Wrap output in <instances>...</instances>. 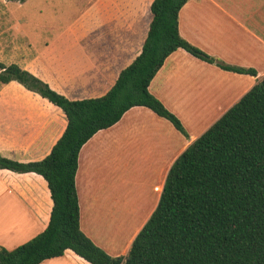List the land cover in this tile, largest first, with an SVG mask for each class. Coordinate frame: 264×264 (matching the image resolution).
<instances>
[{
	"label": "crops",
	"instance_id": "crops-1",
	"mask_svg": "<svg viewBox=\"0 0 264 264\" xmlns=\"http://www.w3.org/2000/svg\"><path fill=\"white\" fill-rule=\"evenodd\" d=\"M152 1L62 0V14L70 16L64 28L40 48L18 43L0 62L17 64L71 100L102 96L142 51ZM179 33L223 63L257 74L225 70L178 48L149 91L181 120L188 137L150 108L134 106L82 146L76 173L80 227L111 256L128 253L157 207L174 161L264 76V0H188L179 12ZM66 126L65 113L48 99L15 80L0 82L2 156L41 160ZM133 183L150 185V196L140 193L136 201ZM52 208L41 175L0 169V246L12 250L44 231ZM116 215L145 217L119 223V240L112 241L115 228L112 234L107 229ZM40 264L91 263L67 249Z\"/></svg>",
	"mask_w": 264,
	"mask_h": 264
},
{
	"label": "trees",
	"instance_id": "trees-1",
	"mask_svg": "<svg viewBox=\"0 0 264 264\" xmlns=\"http://www.w3.org/2000/svg\"><path fill=\"white\" fill-rule=\"evenodd\" d=\"M187 1H152L142 51L99 97L71 100L17 64L0 62L1 83L19 82L67 118L45 158L22 162L0 154V169L41 175L53 200L46 229L12 250L0 246V264H40L67 249L91 264H264V76L174 161L157 207L126 255L111 256L80 227L79 152L96 132L131 107L145 106L188 137L181 120L149 91L172 52L182 48L222 69L257 74L223 63L180 35L179 12Z\"/></svg>",
	"mask_w": 264,
	"mask_h": 264
},
{
	"label": "rangeland",
	"instance_id": "rangeland-1",
	"mask_svg": "<svg viewBox=\"0 0 264 264\" xmlns=\"http://www.w3.org/2000/svg\"><path fill=\"white\" fill-rule=\"evenodd\" d=\"M45 2L46 0H0V60L3 54L10 53V49L18 43L30 42L40 48L64 28L70 16L62 14V0H47L48 9H45ZM135 184L132 185V192L136 201L140 198V193L150 196V185L146 184L143 188L140 184ZM113 193L118 196L120 191L114 189ZM144 217H109L113 222L107 232L112 234L115 228L112 241L119 240V223L128 225L133 218L141 223Z\"/></svg>",
	"mask_w": 264,
	"mask_h": 264
}]
</instances>
